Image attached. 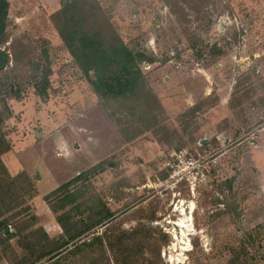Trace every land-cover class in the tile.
Masks as SVG:
<instances>
[{"label":"rangeland","instance_id":"rangeland-1","mask_svg":"<svg viewBox=\"0 0 264 264\" xmlns=\"http://www.w3.org/2000/svg\"><path fill=\"white\" fill-rule=\"evenodd\" d=\"M6 2L0 264H49L32 261L67 240L58 219L84 233L56 264H116L109 245L121 237L132 264H264V151L253 142L264 126V0ZM62 30L143 53L148 94L98 93ZM197 149L210 166L174 175L176 154ZM23 171L35 192L16 178Z\"/></svg>","mask_w":264,"mask_h":264},{"label":"trees","instance_id":"trees-1","mask_svg":"<svg viewBox=\"0 0 264 264\" xmlns=\"http://www.w3.org/2000/svg\"><path fill=\"white\" fill-rule=\"evenodd\" d=\"M7 2L6 0H0V19H5L7 17V10L6 7ZM3 25V24H2ZM0 25V27L2 26ZM4 27L2 26L0 30L2 31ZM62 35L66 42L68 43V46L71 48L72 53L74 56L81 61L82 66L87 70H95L96 72V79L93 81L95 85V89L98 93H103L106 95L113 94L115 96H130L128 94L137 95L138 92H143L145 94H148L145 92L146 88V81L142 75V71L140 69V64L143 60H145L146 56L143 53L136 52L134 50H131L128 48L123 41H121L120 37L115 39V42L110 46H104L103 43L98 44H91L92 41H89V37H87L86 34H81L78 31L72 30L69 32H65L62 30ZM8 62V54L5 52H2L0 50V71L3 70L4 66ZM152 94V93H151ZM148 110L147 113L149 115L155 116L153 114L155 113V109L153 104L157 105V107L162 108V105L160 104V101H158V98L154 93L149 97L148 100ZM158 109V108H157ZM151 118V119H155ZM0 118V123L2 122ZM3 146V148H2ZM10 145L6 141L3 134L0 133V154L1 151H7L9 150ZM0 165L2 166V174H8L6 166L2 163L0 159ZM81 175V174H80ZM10 178V174L8 176ZM20 177L21 179H19ZM18 177H16L22 185V188L26 190L27 192H35L34 190V184L30 178V176L26 172H22L18 174ZM79 177V175L76 177V179ZM16 179V180H17ZM75 179V178H74ZM68 185V183H65L64 186ZM63 186V187H64ZM62 187L57 188L56 190H59ZM54 190V191H56ZM53 191V192H54ZM9 210L10 207L6 204H0V216L4 213L3 209ZM70 218V217H69ZM100 222V221H98ZM5 223V221H0V226H2ZM58 223L64 228L65 234L67 236V240L64 241H57L56 243L53 242V244L48 245V249H45L44 252L37 255L32 262L38 263L40 262L44 257L50 256L46 262H49V264H54L59 261L60 257L64 254L63 253L64 248L68 247V244L77 238H79L83 233L84 230H77L74 233H70L69 229L67 228V225L64 224L63 219H58ZM5 230L7 233L11 235V230L9 226L5 227ZM68 234V235H67ZM43 239H48L49 236L44 232L42 234ZM125 237H121L119 239V245L117 243L111 242L109 247L115 254V260L116 264H120L119 257L117 256L122 255V260H124V264H132L131 254L129 247H125L123 245V240ZM51 241V240H49ZM54 241V240H53ZM52 242V241H51ZM98 243L102 245V237L98 236ZM36 243V246L37 247ZM88 242L85 240L81 244L75 245V247H78L79 245H86ZM117 247V249H116ZM106 250H102V253L105 254ZM32 252H35L32 250ZM136 253V252H135ZM134 254V256H136ZM58 259V260H57ZM105 259V258H104ZM108 260V259H107ZM99 264V262H98ZM104 264H111L109 261ZM135 264V262H134Z\"/></svg>","mask_w":264,"mask_h":264},{"label":"built area","instance_id":"built-area-1","mask_svg":"<svg viewBox=\"0 0 264 264\" xmlns=\"http://www.w3.org/2000/svg\"><path fill=\"white\" fill-rule=\"evenodd\" d=\"M220 139V136H218ZM183 150L180 154H176L178 162L173 167L174 175L186 176L189 174L193 178H197L198 173L203 172L204 169H207L210 165V155L203 154L201 150H195L194 154L186 156Z\"/></svg>","mask_w":264,"mask_h":264},{"label":"crops","instance_id":"crops-1","mask_svg":"<svg viewBox=\"0 0 264 264\" xmlns=\"http://www.w3.org/2000/svg\"><path fill=\"white\" fill-rule=\"evenodd\" d=\"M209 93H207L206 95H208ZM186 100V99H185ZM222 104L224 105V109H225V111L227 110V109H230V101L229 102H226L225 101V97L222 99ZM193 105V104H192ZM227 114H224L223 115V118H225V117H228V112H226ZM225 120H226V122H224V123H222L223 124V126H222V132L223 133H226V134H228L229 136H232L234 133H233V130H234V128H233V123L230 121V120H227L226 118H225ZM218 120H215V122H213V124H211V125H213V126H217L218 124ZM210 125V126H211ZM219 126V125H218ZM264 128V126L263 127H261L260 129H257L256 131H254V133H259V136H258V139L256 140V138L255 139H253L254 141V144H255V146H258V144H260L261 145V149L264 151V143L263 142H260V134L262 133L260 130H262ZM218 132V134H220L219 132L220 131H217ZM51 173H52V171H50ZM41 215V214H40ZM56 224H58V222L56 223H54L53 225L54 226H56ZM48 225H49V223H48ZM47 233H48V235L50 236V237H52L53 235H54V233L53 232H51L50 230H47Z\"/></svg>","mask_w":264,"mask_h":264},{"label":"bare ground","instance_id":"bare-ground-1","mask_svg":"<svg viewBox=\"0 0 264 264\" xmlns=\"http://www.w3.org/2000/svg\"><path fill=\"white\" fill-rule=\"evenodd\" d=\"M183 249H184V250H187V249H185L184 247H183Z\"/></svg>","mask_w":264,"mask_h":264}]
</instances>
